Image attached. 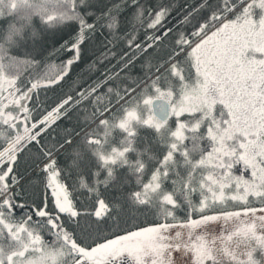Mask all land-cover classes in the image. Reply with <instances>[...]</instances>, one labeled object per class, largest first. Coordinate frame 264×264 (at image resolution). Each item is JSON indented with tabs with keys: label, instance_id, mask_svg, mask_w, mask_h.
Here are the masks:
<instances>
[{
	"label": "snow or ice",
	"instance_id": "obj_1",
	"mask_svg": "<svg viewBox=\"0 0 264 264\" xmlns=\"http://www.w3.org/2000/svg\"><path fill=\"white\" fill-rule=\"evenodd\" d=\"M0 264H264V0H0Z\"/></svg>",
	"mask_w": 264,
	"mask_h": 264
}]
</instances>
